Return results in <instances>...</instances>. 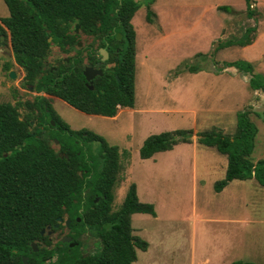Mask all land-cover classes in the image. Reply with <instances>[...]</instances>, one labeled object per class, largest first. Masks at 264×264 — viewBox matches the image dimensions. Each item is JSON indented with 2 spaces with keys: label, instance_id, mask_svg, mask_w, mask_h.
<instances>
[{
  "label": "rangeland",
  "instance_id": "rangeland-1",
  "mask_svg": "<svg viewBox=\"0 0 264 264\" xmlns=\"http://www.w3.org/2000/svg\"><path fill=\"white\" fill-rule=\"evenodd\" d=\"M136 1L141 6L131 20L136 40L134 107L119 108L116 116L107 117L83 113L53 97L52 110L72 130L93 131L118 147L120 169L112 209L118 208L132 183L139 200L153 204L155 216H131L132 233L148 243L147 250H136L132 264H230L234 260L264 264V186L254 178L235 179L215 191L214 183L225 176L227 157L198 143L195 136L209 130L231 135L237 114L249 109L258 128L251 157L264 158V0H252L254 8L251 0ZM8 15L0 0V19ZM249 31L255 32L250 44L230 42ZM77 33L81 45L97 46L91 36L80 29ZM3 46L0 103L15 105L23 118L28 111L25 102L37 93L22 84L23 70ZM53 54L65 55L58 47H52L49 60ZM240 62L239 67L225 66ZM111 66L108 63L104 69ZM36 121L33 126H38ZM177 129L192 131L191 142L147 159L139 156L149 135ZM50 144L58 150L56 142ZM88 147L95 157L98 143ZM67 231L52 233V242ZM81 238L86 244L75 249L78 253L92 248L95 241L89 233Z\"/></svg>",
  "mask_w": 264,
  "mask_h": 264
},
{
  "label": "trees",
  "instance_id": "trees-1",
  "mask_svg": "<svg viewBox=\"0 0 264 264\" xmlns=\"http://www.w3.org/2000/svg\"><path fill=\"white\" fill-rule=\"evenodd\" d=\"M4 3L9 15L0 19V45L9 46L14 62L23 70L22 84L33 87L37 94L32 101L25 102L28 111L23 118L15 105L0 103V264H24L23 257H27V264H132L137 259L136 250H147L148 243L132 233L131 216H155L154 206L139 200L132 183L118 208L112 209L120 169L118 147L93 131L72 130L52 110L50 100L58 97L83 113L107 117L116 116L119 108L134 107L136 40L131 20L141 3ZM219 9L228 10L229 6ZM146 17L152 18L150 13ZM76 24L80 32L97 41L95 48L93 42L77 48L80 34L74 32ZM249 32L239 41L230 42L250 44L255 32ZM52 47H58L65 55L53 58V54L49 60ZM99 48L108 52V58L100 65L103 74L93 78L91 90L83 69L85 59L92 64L99 60ZM108 63L112 66L104 69ZM232 65L242 64L225 66ZM35 120L40 127L33 126ZM46 129L55 133L44 135ZM257 133L249 109L237 114L231 135L216 130L196 133L198 143L214 147L227 157L225 176L214 183L215 191L235 179L254 178L264 186V158L251 157ZM193 135L187 129L149 135L139 148V156L147 159L157 152L171 150L179 143L191 142ZM55 139L60 151L50 144ZM91 142L98 143L95 157L89 151ZM59 217L61 222L57 221ZM66 219L70 220L69 227L65 225ZM48 226L53 233L67 228L65 235H71L75 244H61L60 238L53 243ZM85 233L94 237L93 247L75 252L86 244L81 238ZM230 264L257 263L234 260Z\"/></svg>",
  "mask_w": 264,
  "mask_h": 264
},
{
  "label": "water",
  "instance_id": "water-1",
  "mask_svg": "<svg viewBox=\"0 0 264 264\" xmlns=\"http://www.w3.org/2000/svg\"><path fill=\"white\" fill-rule=\"evenodd\" d=\"M250 4H251V7L254 8V3H253L252 0L250 1ZM78 30H79V25L76 24V25H75V32L77 33ZM117 37H118V38H121V35L118 34ZM50 40H51V37L48 38V41H50ZM78 43H79L78 45L81 46L82 42L79 41ZM217 44H218V43H217ZM5 48L8 49V50H10V48H8V47H6V46H5ZM98 53L100 54L101 57H100V61L97 62V65H99L102 61H105V60L108 58V52H107L104 48H99V49H98ZM58 56H59V55L56 54V55H55V58H57ZM102 74H103L102 69L99 68V67H94L92 64H87V65L84 67V70H83V75H84L86 81L88 82V83H87L88 87H89L91 90L93 89V85L91 84V83H92V79H93L96 75H102ZM10 76H11L12 78H15V72H14L13 70H10ZM51 124H52V125L55 124L53 120L51 121ZM55 142H56V143L58 142L57 139H55ZM4 154H5V153H4ZM61 220H62L61 217L57 218V221H58V222H61ZM69 224H70V220H69V219H66V221H65V225H66L67 227H69ZM58 225H59V224L56 223V224H54V227L57 228ZM44 232H45V230H42V231H41L42 234H44ZM47 233H48L49 235H51V234L53 233V231L50 230V227H49V226H48V231H47ZM71 240H72V236H71V235H63V236L60 238L61 244L66 242V243H69L70 246H73L75 243L71 242ZM31 245H32V247H33L34 250H37V248H36L37 246H36V243H35V242H32ZM52 245H53V244H52ZM22 259H23V261H24V264H27V257H23Z\"/></svg>",
  "mask_w": 264,
  "mask_h": 264
},
{
  "label": "flooded vegetation",
  "instance_id": "flooded-vegetation-1",
  "mask_svg": "<svg viewBox=\"0 0 264 264\" xmlns=\"http://www.w3.org/2000/svg\"><path fill=\"white\" fill-rule=\"evenodd\" d=\"M81 46H83V45H81ZM81 46H80V47H81ZM3 47L5 48V45H4ZM97 51H98V49H97ZM84 54H85V51H84ZM98 57H99V60H98V61H95L94 64H92L91 62L87 61V59H85V60H86V61H85V66H86L87 64H92L94 67H99V68H100L101 63L104 62V61H102L99 65H97V62L100 61V57H101L99 53H98ZM85 66H84V67H85ZM83 70H84V69H83ZM96 76H97V75H96ZM92 80H93V79H92ZM87 83H88V82H87ZM87 83H86V84H87ZM57 144H58V149H59V151H60V144H59L58 142H57ZM67 233H68V231H67ZM67 233H66V234H67Z\"/></svg>",
  "mask_w": 264,
  "mask_h": 264
}]
</instances>
